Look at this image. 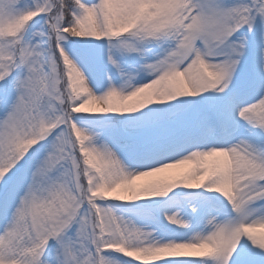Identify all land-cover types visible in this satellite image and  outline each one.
<instances>
[{
    "label": "snow or ice",
    "instance_id": "obj_1",
    "mask_svg": "<svg viewBox=\"0 0 264 264\" xmlns=\"http://www.w3.org/2000/svg\"><path fill=\"white\" fill-rule=\"evenodd\" d=\"M257 228L264 0H0V264H264Z\"/></svg>",
    "mask_w": 264,
    "mask_h": 264
},
{
    "label": "rangeland",
    "instance_id": "obj_2",
    "mask_svg": "<svg viewBox=\"0 0 264 264\" xmlns=\"http://www.w3.org/2000/svg\"><path fill=\"white\" fill-rule=\"evenodd\" d=\"M95 107V105H89L88 108L89 109H93ZM191 167H193L191 164H188V165H184V166H181V168L179 169H169L165 172H162V173H158L152 177H146V178H143L141 181H138V183H143L147 180H162V179H167L175 174H177L178 172H183V171H187L189 170ZM261 231H264V230H261L259 228H257V235L260 234Z\"/></svg>",
    "mask_w": 264,
    "mask_h": 264
}]
</instances>
